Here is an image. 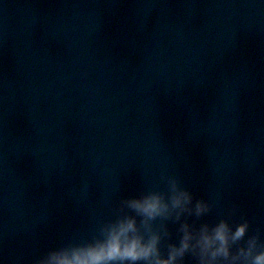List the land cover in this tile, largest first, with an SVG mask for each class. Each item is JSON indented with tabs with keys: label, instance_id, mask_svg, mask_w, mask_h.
Segmentation results:
<instances>
[{
	"label": "water",
	"instance_id": "obj_1",
	"mask_svg": "<svg viewBox=\"0 0 264 264\" xmlns=\"http://www.w3.org/2000/svg\"><path fill=\"white\" fill-rule=\"evenodd\" d=\"M172 176L264 241V0H0V264Z\"/></svg>",
	"mask_w": 264,
	"mask_h": 264
},
{
	"label": "clouds",
	"instance_id": "obj_2",
	"mask_svg": "<svg viewBox=\"0 0 264 264\" xmlns=\"http://www.w3.org/2000/svg\"><path fill=\"white\" fill-rule=\"evenodd\" d=\"M212 203L196 198L174 176L166 191H146L121 201L122 212L106 222L99 235L48 252L39 264H264V241L249 235L247 219L233 224L223 218H204ZM171 221L178 225V242L171 239Z\"/></svg>",
	"mask_w": 264,
	"mask_h": 264
}]
</instances>
